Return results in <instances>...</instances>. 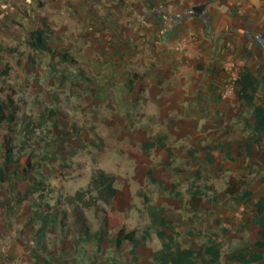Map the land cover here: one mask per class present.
Returning a JSON list of instances; mask_svg holds the SVG:
<instances>
[{
  "label": "rangeland",
  "instance_id": "1",
  "mask_svg": "<svg viewBox=\"0 0 264 264\" xmlns=\"http://www.w3.org/2000/svg\"><path fill=\"white\" fill-rule=\"evenodd\" d=\"M19 1L0 9V48L12 51L0 59V101L11 100L17 109L15 125L0 129V167L3 137L13 147V159H24L28 166L12 174L15 166L9 165L0 183V264H134L125 257L127 245L98 249L94 242H84L75 208L78 221L92 233L100 228L101 217L110 214L124 230L138 237L147 234L136 250L137 264H152L150 255L161 248L156 237L160 216L170 221L185 248L197 249L212 239L221 248L220 264H244L242 260L255 254L262 258L252 264H264V249L256 247L257 214L252 207L259 195L264 197V136L258 148L252 147L258 151L255 159L249 160L245 146L252 140L250 114L234 96L224 100L221 93L214 101L219 110L211 111L170 110L169 103L155 108L149 101L155 95L149 76L157 70L156 62L144 63L146 35L140 19L163 17V0H156L152 10L141 1L109 0L112 4L97 12L93 6L100 0ZM171 17L165 21L176 22L177 16ZM42 20L52 31V47L67 51L92 84H78L74 78L62 83V71L74 69L27 47L24 27L32 30ZM171 52L178 53L174 48ZM130 75L144 78L133 92L127 86ZM255 102L264 106V88ZM209 114L212 121L206 120ZM161 136L166 137V152L146 147ZM97 171L114 178L117 194L107 206L94 202L89 188ZM163 175L179 196L163 190ZM36 181L44 188L28 198L29 206L47 204L58 216V234L50 233L45 241L48 254L23 234L16 204L17 191L35 187ZM229 182L239 186L237 195L225 194ZM194 186L202 197L189 194ZM247 190L251 196L240 198ZM77 193L91 206L78 202ZM201 202L209 210L200 208Z\"/></svg>",
  "mask_w": 264,
  "mask_h": 264
},
{
  "label": "trees",
  "instance_id": "2",
  "mask_svg": "<svg viewBox=\"0 0 264 264\" xmlns=\"http://www.w3.org/2000/svg\"><path fill=\"white\" fill-rule=\"evenodd\" d=\"M156 0H144L145 5L148 10H152L155 6ZM26 45L27 47L40 55H48L53 61L60 65L68 66L73 68L72 71H62V83L68 78H74L78 84H92V81L84 74V72L78 67L76 60L65 50H55L50 44V39L52 36V31L45 20H42L40 27L32 30H26ZM260 43L264 44L262 40ZM12 52L6 51L0 48V59L3 53ZM130 80L127 84L128 89L133 92V88L136 83L142 80V76L130 75ZM264 87V70L260 78L254 76V74L247 68L244 67L238 74L236 81L234 82L233 93L236 97V101L239 106L245 109L251 116L253 122L250 126V133L252 135L251 144L245 146L246 157L253 161L258 154L252 151V147L258 148L262 137L264 136V106L261 104H256V95L259 90ZM17 109L11 100L0 101V129L2 126L15 125L17 118ZM10 133H14L13 129H9ZM166 140L165 136L159 137L155 144L146 145L147 148L159 149L162 153L167 151L164 146ZM2 146L4 148V154L2 158L4 163L0 167V183L3 182L4 172H7L9 165L15 166V171L12 174H19L25 171H19L18 167L22 165L28 166L26 160L24 159H13V147L7 137H3ZM204 150L208 153L209 148L205 147ZM227 156H230L227 154ZM232 158V157H229ZM209 164H213L212 158L207 156L206 158ZM200 179L199 175L196 177ZM161 186L164 191H168L174 196H179L177 188L175 185L168 183L166 175L162 176L160 181ZM44 188V184L40 181H36L35 187L29 186L23 193L17 191L16 193V204L18 210L20 211L22 222H23V234L28 236L44 253L48 254V250L45 247V241L50 233L58 234V216L57 212L52 213V210L47 204L43 207L37 205L36 203L28 204V198L38 191V188ZM89 188L95 193L93 199L94 202H101L103 205L107 206L110 204L111 200L116 196L117 191L114 188V178L110 175L105 174L103 171H97L91 178L89 183ZM210 191V188H206ZM189 194L195 197H202L204 193L200 191L197 186L190 187ZM240 192L239 186L228 183L225 190V194L229 196L237 195ZM252 194V190L244 191L240 198H249ZM82 194H76V200L78 202H83L85 207L91 206V203H84L82 199ZM253 210L257 214L256 226H257V236L258 241L256 247L258 250L264 249V197L259 195L253 204ZM200 208L205 211L209 210V207L205 205L204 202L200 203ZM78 209L75 208L74 215L76 217V224H79L83 241L84 242H94L96 247L100 249L102 245L108 247L122 248L127 245L130 247L129 251L125 253V257L136 263V250L143 245V243L148 239V235L144 234L140 237L137 236L135 231H126L121 226L120 221L113 215L104 214L100 219V228L91 232L90 229L83 225L82 222L78 221L77 212ZM158 231L156 232V237L161 241V248L150 255L152 264H220L221 248L220 245L212 240L208 239L205 244L197 249H188L181 245L178 240V234L173 229L170 221L163 216H160L157 220ZM107 235V236H106ZM262 256L260 254H255L252 257L242 260L244 264L257 263L261 260Z\"/></svg>",
  "mask_w": 264,
  "mask_h": 264
},
{
  "label": "crops",
  "instance_id": "3",
  "mask_svg": "<svg viewBox=\"0 0 264 264\" xmlns=\"http://www.w3.org/2000/svg\"><path fill=\"white\" fill-rule=\"evenodd\" d=\"M136 1L144 3V0ZM4 2L0 0L1 10L20 1L12 0L8 5ZM230 3L234 7L226 12L225 8ZM108 4L112 2L100 0L93 6L94 12L101 6L106 10ZM161 4L166 8L163 17L154 20L142 16L140 19L141 32L146 35L142 39L146 56L144 63L156 62L157 72L149 76L154 86L152 92L155 91L152 99L149 96L153 107L164 108L169 103L170 110L192 107L219 110L214 104L215 95L222 93L232 74L230 69H226L228 65L238 67L239 72L247 67L254 76H262L264 44L258 39L264 42V0H163ZM192 9L198 10L195 16L189 14ZM12 12L16 15V10ZM183 14L186 16L182 17ZM171 16H177L176 22L165 21V17ZM184 36L189 37L185 51L171 52V45ZM256 64L260 68L255 67ZM255 70L261 73L257 75ZM162 83L166 84L165 89ZM146 94L149 95L148 90ZM207 117V121L211 120L212 114Z\"/></svg>",
  "mask_w": 264,
  "mask_h": 264
},
{
  "label": "built area",
  "instance_id": "4",
  "mask_svg": "<svg viewBox=\"0 0 264 264\" xmlns=\"http://www.w3.org/2000/svg\"><path fill=\"white\" fill-rule=\"evenodd\" d=\"M233 7H234V4L230 3L229 5L226 6L225 11L228 12ZM0 30H1V23H0ZM140 36H142V35H140ZM188 42H189V37H186V36L180 37L174 43L173 48L176 52L182 53L187 48ZM234 68H235L234 66H229V65L226 67L227 70L230 69V71H232V74L229 75V78H228L227 83L224 87V90L221 93V98L224 100L234 95V93H233L234 82L236 81L238 74H239L238 67L235 69Z\"/></svg>",
  "mask_w": 264,
  "mask_h": 264
},
{
  "label": "water",
  "instance_id": "5",
  "mask_svg": "<svg viewBox=\"0 0 264 264\" xmlns=\"http://www.w3.org/2000/svg\"><path fill=\"white\" fill-rule=\"evenodd\" d=\"M189 14L195 16L194 9H192Z\"/></svg>",
  "mask_w": 264,
  "mask_h": 264
},
{
  "label": "flooded vegetation",
  "instance_id": "6",
  "mask_svg": "<svg viewBox=\"0 0 264 264\" xmlns=\"http://www.w3.org/2000/svg\"><path fill=\"white\" fill-rule=\"evenodd\" d=\"M198 10L197 9H194V12H197Z\"/></svg>",
  "mask_w": 264,
  "mask_h": 264
}]
</instances>
